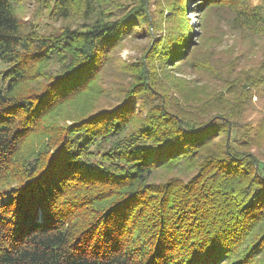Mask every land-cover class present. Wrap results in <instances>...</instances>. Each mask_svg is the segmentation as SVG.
<instances>
[{
	"label": "trees",
	"instance_id": "trees-1",
	"mask_svg": "<svg viewBox=\"0 0 264 264\" xmlns=\"http://www.w3.org/2000/svg\"><path fill=\"white\" fill-rule=\"evenodd\" d=\"M40 1L75 26L39 33L0 0V264H264L257 7L198 0L232 10L246 47L217 67L204 50L195 83L175 75L185 40L154 39L107 105L110 54L149 36L152 0Z\"/></svg>",
	"mask_w": 264,
	"mask_h": 264
},
{
	"label": "rangeland",
	"instance_id": "rangeland-1",
	"mask_svg": "<svg viewBox=\"0 0 264 264\" xmlns=\"http://www.w3.org/2000/svg\"><path fill=\"white\" fill-rule=\"evenodd\" d=\"M120 1L122 2L123 0ZM154 1L152 0V4H150V9L155 17H153L154 22L150 24L149 36L151 37L149 38L148 34L128 36L110 54L111 63L106 66L105 72L102 74L103 85L106 87L105 95L102 97L103 104L108 105L116 101L112 96L114 94L113 86L127 80L131 72H136L135 70L142 63L143 51L153 43L154 39L155 41L157 39L156 43H158L162 38L169 35L171 38L176 37L185 40L181 48L185 63L179 67L181 73H176L175 75L191 81L193 80L195 83L201 79L200 77H205V75L196 72L197 66L195 64L199 59L198 56L204 50L212 52L213 56L208 63L217 67L227 60L230 53H237L246 47L247 42L245 39L247 37H244L243 31L238 29L237 25L234 24L236 22L232 10L224 7L223 4H218L220 2H215L210 7L198 10L196 8L198 0H181V6H179L181 11H175L172 7H166L168 6L165 5L166 0H163L159 4H153ZM172 4L174 5V2L170 0L169 5L172 6ZM245 4L257 7L260 14L264 17V0H245ZM48 6L40 0H19L17 4V16L26 27H32L38 30L39 33H56L66 25L75 26L74 18L67 20L54 18L50 14ZM177 12L180 14H177ZM179 27L186 28V33L184 32L183 34L184 30ZM134 28L139 29L137 26ZM142 31L146 33V28H142ZM208 33L216 36L214 43L211 45L209 44L210 38ZM202 34L205 35L199 39ZM247 36L251 37L250 35ZM189 45L192 46L189 47ZM251 45H255L254 48L258 50L259 47H263L264 39L253 40ZM190 54L195 57H190ZM240 63H242L241 59ZM151 64L154 67L160 65H163L162 67L164 68L171 67L168 64H159V60H151ZM176 70L178 71L177 68ZM253 100L255 101V99ZM255 102L257 110L255 109L248 114V119L251 120H256L263 112L260 103Z\"/></svg>",
	"mask_w": 264,
	"mask_h": 264
},
{
	"label": "water",
	"instance_id": "water-1",
	"mask_svg": "<svg viewBox=\"0 0 264 264\" xmlns=\"http://www.w3.org/2000/svg\"><path fill=\"white\" fill-rule=\"evenodd\" d=\"M204 35H205V34H202V35L199 37V39L202 38ZM199 39H198V40H199ZM193 45H194V44H193ZM191 46H192V45H189V47H191Z\"/></svg>",
	"mask_w": 264,
	"mask_h": 264
}]
</instances>
